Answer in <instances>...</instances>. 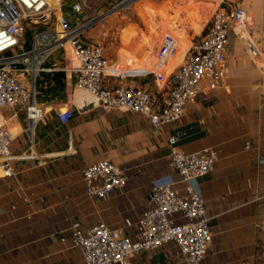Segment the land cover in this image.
<instances>
[{
	"label": "crops",
	"instance_id": "obj_1",
	"mask_svg": "<svg viewBox=\"0 0 264 264\" xmlns=\"http://www.w3.org/2000/svg\"><path fill=\"white\" fill-rule=\"evenodd\" d=\"M79 1L86 18L99 14L92 10L91 1ZM174 1L166 0L161 7L163 17ZM196 1L181 28L176 22L186 5L172 26L169 22L173 28L162 39H167L165 55L184 48L190 42L187 28L196 27L204 6L220 0ZM229 1L246 9L251 33L247 38L260 45L263 56L264 0ZM148 24L151 32L156 31ZM231 37L234 44L230 41L227 48L229 76L216 89L204 87L178 122L160 128H154L141 112L125 113L103 106L79 112L72 104L73 76L41 72L36 99L45 107L46 115L36 125L34 137L26 130L23 107L6 110L13 134L14 175L5 176L0 166V264H85L81 252L61 240L72 218L85 228L101 219L111 228H124L134 238L150 206L153 182L171 173L177 177L169 166L168 140L172 136L186 152L211 146L219 155L214 169L200 180L212 231L203 264H264V232L259 228L264 219V74L243 42ZM146 41L152 43L148 37ZM116 53L117 63L129 60L117 69L129 74L122 79L125 83L154 84L150 69L136 73L133 54L120 49ZM141 66L146 64L141 62ZM259 67L263 69L264 58L259 59ZM21 78L28 86V78L23 74ZM65 107L74 112L62 124L57 112ZM100 160L111 161L129 179L126 187L95 199L85 191L82 169ZM130 263L185 264L173 242L135 254Z\"/></svg>",
	"mask_w": 264,
	"mask_h": 264
},
{
	"label": "built area",
	"instance_id": "obj_2",
	"mask_svg": "<svg viewBox=\"0 0 264 264\" xmlns=\"http://www.w3.org/2000/svg\"><path fill=\"white\" fill-rule=\"evenodd\" d=\"M69 1L0 0V166L5 176L14 175L13 134L6 110L23 107L26 130L34 137L36 125L46 115L45 107L36 99L41 72L63 71L73 76L74 87L86 88L100 98L106 110L141 112L154 128H160L178 122L204 87L216 89L229 76L227 48L232 35L243 42L250 55L259 52L255 40L246 35L251 36L246 9L228 0L211 12L205 32L184 48L165 55L167 39L160 42L153 64L136 72L150 69L154 84L145 87L125 83L122 79L129 74L117 69L129 60L117 63L102 42L85 41V33L94 23L106 20L107 12L82 20V3ZM27 28L31 32L29 41L24 38ZM59 51L63 62L53 63L52 56ZM25 73L28 86L21 78ZM73 112L71 107L62 108L57 118L65 124ZM168 142L169 166L177 177L171 173L153 182L150 206L134 238L124 228H111L101 219L88 228L71 219L61 240L77 248L85 264H131V256L169 242L179 247L185 264H203L212 231L200 180L214 169L218 151L206 146L186 152L178 147L176 136ZM82 176L87 195L95 199L126 187L129 179L109 160L84 167ZM259 228L264 232V219Z\"/></svg>",
	"mask_w": 264,
	"mask_h": 264
},
{
	"label": "rangeland",
	"instance_id": "obj_3",
	"mask_svg": "<svg viewBox=\"0 0 264 264\" xmlns=\"http://www.w3.org/2000/svg\"><path fill=\"white\" fill-rule=\"evenodd\" d=\"M71 1L72 0H70L69 3H71ZM88 1H91L93 4V11L95 9L99 12V14L107 12L106 16H108V18L101 22L94 23L89 31L85 33V38L89 41L102 42L106 46L109 55L113 58L118 55L116 53L118 49L130 52L137 58V72L143 68L141 66V62H144V64H153L155 60L156 47L160 44L166 32L172 30V23L174 22V18L178 15L179 10L183 9V7L186 5L184 12L176 22V27L181 28L182 21L184 20L186 13L191 9L192 5L197 2L196 0H175L172 2V4H169L171 8H168L169 11L167 17H163V15L160 14V9L162 6H164L166 0ZM227 1L228 0H220L216 3L211 2L209 4L210 7L208 6L210 9H212L211 11H209L207 6H204L199 17H197L196 27L193 26V28H187L190 31L188 40L199 38L205 32L208 24L210 23L211 12L218 5L225 4ZM140 9H143V12H140ZM81 16L83 18L82 20H84L87 17V13L84 12ZM163 20L166 21L163 22ZM170 21L171 26H168ZM148 23L153 24L156 28V31L151 32ZM129 28H132V30L128 32ZM174 29L176 28L174 27ZM128 33L131 36H127L129 35ZM146 37L150 38L152 43L149 44L146 41ZM24 38L27 41H29L31 38V32L28 28L26 33L24 32ZM230 41L232 44H234V39L232 37L230 38ZM258 46L260 47V45ZM25 49H28V47L25 46ZM261 52H258L260 57L257 58L254 56L255 53L251 54V57L253 58V62L257 65L258 70L264 74L263 69L259 67V59L264 58V53H262L263 56H261ZM247 54L249 53L247 52ZM52 58L53 63L56 62L60 64L63 62L62 51L55 53ZM57 73L63 72L58 71ZM25 76L27 77L28 74L25 73Z\"/></svg>",
	"mask_w": 264,
	"mask_h": 264
},
{
	"label": "water",
	"instance_id": "obj_4",
	"mask_svg": "<svg viewBox=\"0 0 264 264\" xmlns=\"http://www.w3.org/2000/svg\"><path fill=\"white\" fill-rule=\"evenodd\" d=\"M72 104L79 112H86L90 109L102 106L103 102L88 89L74 87L72 94Z\"/></svg>",
	"mask_w": 264,
	"mask_h": 264
},
{
	"label": "trees",
	"instance_id": "obj_5",
	"mask_svg": "<svg viewBox=\"0 0 264 264\" xmlns=\"http://www.w3.org/2000/svg\"><path fill=\"white\" fill-rule=\"evenodd\" d=\"M27 47H29L28 45H26ZM58 71H54V73H56L57 75H59L60 77H62V76H64L65 75V73L63 72V71H59V72H63V73H57ZM39 77V76H38ZM38 79H37V83H38Z\"/></svg>",
	"mask_w": 264,
	"mask_h": 264
},
{
	"label": "bare ground",
	"instance_id": "obj_6",
	"mask_svg": "<svg viewBox=\"0 0 264 264\" xmlns=\"http://www.w3.org/2000/svg\"><path fill=\"white\" fill-rule=\"evenodd\" d=\"M263 71H264V67H263Z\"/></svg>",
	"mask_w": 264,
	"mask_h": 264
}]
</instances>
